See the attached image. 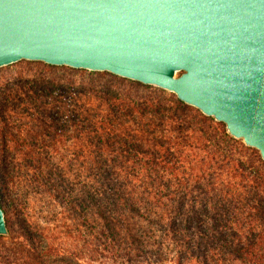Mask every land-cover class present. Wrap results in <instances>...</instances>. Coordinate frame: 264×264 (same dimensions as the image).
Returning a JSON list of instances; mask_svg holds the SVG:
<instances>
[{
	"label": "trees",
	"instance_id": "16d2710c",
	"mask_svg": "<svg viewBox=\"0 0 264 264\" xmlns=\"http://www.w3.org/2000/svg\"><path fill=\"white\" fill-rule=\"evenodd\" d=\"M0 73V264H264V161L223 123L108 72L21 60ZM41 198L52 225L28 215ZM60 230L75 248L54 243Z\"/></svg>",
	"mask_w": 264,
	"mask_h": 264
},
{
	"label": "water",
	"instance_id": "95a60500",
	"mask_svg": "<svg viewBox=\"0 0 264 264\" xmlns=\"http://www.w3.org/2000/svg\"><path fill=\"white\" fill-rule=\"evenodd\" d=\"M21 60L173 93L264 161V0H0V68Z\"/></svg>",
	"mask_w": 264,
	"mask_h": 264
},
{
	"label": "rangeland",
	"instance_id": "374dc122",
	"mask_svg": "<svg viewBox=\"0 0 264 264\" xmlns=\"http://www.w3.org/2000/svg\"><path fill=\"white\" fill-rule=\"evenodd\" d=\"M104 77H107V75L106 74H99V75L95 76V80H96V82H99V80L104 79ZM3 81H4L3 73H0V87H2ZM70 107H72L71 103H70ZM75 126H77V124L73 123V121L71 120V122H69V128L72 132L71 136L73 135V137L71 139L65 141L63 143V145L58 147V150L61 151V153L65 155L64 161H67L69 156H70V158H72V156H71L72 153H74L78 150L79 143H78V140L74 138V136H75L74 135V133H75L74 127ZM253 153H254V151H253ZM257 153L258 152L255 153V156ZM236 156H237V154H236ZM60 164L62 165L64 163L60 162ZM71 166H72L73 171H75L76 169H79L81 167V164L78 162H75V160H74L72 162ZM259 190L264 193V187L260 186ZM253 196H254V194H253ZM38 203H39L38 206L35 207L34 205H32L27 209L28 215H30V218L32 219V221L38 225H42V226L52 225L51 223H47L51 219H53V217H54V216H51L52 214H50V212L53 208L52 203L45 198H41ZM60 231H61L60 233H55V236H57V238H55L56 241L54 243L57 244L60 242L62 244V246L67 250H72V248H75L76 241L70 236H64L62 230H60ZM86 252H88V251H86ZM81 256L85 262L89 263L88 258L91 257L92 255H91V253L88 252V253H86V255L84 253ZM108 262L109 261H103L100 264H109ZM95 264H99V263L95 262Z\"/></svg>",
	"mask_w": 264,
	"mask_h": 264
}]
</instances>
